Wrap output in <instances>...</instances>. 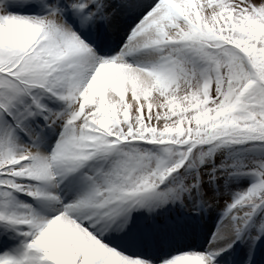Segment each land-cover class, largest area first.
I'll return each instance as SVG.
<instances>
[{"label":"snow or ice","instance_id":"1","mask_svg":"<svg viewBox=\"0 0 264 264\" xmlns=\"http://www.w3.org/2000/svg\"><path fill=\"white\" fill-rule=\"evenodd\" d=\"M0 264H264V0H0Z\"/></svg>","mask_w":264,"mask_h":264}]
</instances>
